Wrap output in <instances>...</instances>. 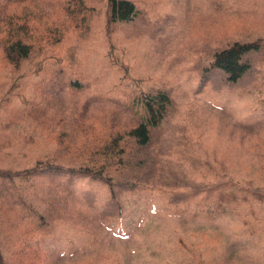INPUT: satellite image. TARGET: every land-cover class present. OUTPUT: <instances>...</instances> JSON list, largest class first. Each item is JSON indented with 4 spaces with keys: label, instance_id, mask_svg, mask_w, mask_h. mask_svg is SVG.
<instances>
[{
    "label": "rangeland",
    "instance_id": "rangeland-1",
    "mask_svg": "<svg viewBox=\"0 0 264 264\" xmlns=\"http://www.w3.org/2000/svg\"><path fill=\"white\" fill-rule=\"evenodd\" d=\"M130 1L135 18L111 24L107 0L0 1L4 262L264 264V0ZM11 17L31 29L16 65ZM255 42L237 80L214 64ZM149 91L170 104L139 146L125 134ZM70 164L94 178L41 173L21 190L23 172Z\"/></svg>",
    "mask_w": 264,
    "mask_h": 264
},
{
    "label": "trees",
    "instance_id": "trees-1",
    "mask_svg": "<svg viewBox=\"0 0 264 264\" xmlns=\"http://www.w3.org/2000/svg\"><path fill=\"white\" fill-rule=\"evenodd\" d=\"M1 1V0H0ZM4 3L11 2L12 4H21L27 3L30 0H2ZM74 12L75 10H71ZM86 16L81 13V10H77L76 14H70L69 17L73 24L77 26L81 21L85 22ZM136 16V8L132 1L130 0H107V21L109 24L116 23V22H127L133 20ZM12 18V17H11ZM16 22L15 25L9 29L10 32V39L8 40L7 46L4 49V53L6 55L7 60L12 64H18V61L26 59L30 54V45L23 40L22 36L28 37V32L31 31L28 23L27 17L23 18H12L8 23L12 24ZM18 26H17V25ZM71 26V24H70ZM62 34L58 29L57 38L58 41L61 40ZM40 40H45L44 34L40 36ZM260 45L255 43H233L227 49H223L216 54V58L214 64L221 68L227 69L233 76L230 78L231 80L235 81L240 78L245 71L249 68V63L243 62L242 58L244 54L250 50H255ZM140 104L143 106L145 111V119L138 123L135 127L130 129L125 135L131 137L136 140V143L139 146L146 145L150 142V129L155 128L158 126L163 119L166 108L170 104V99L166 93L162 91H157L155 93L146 92L142 95V99ZM74 149L76 146L73 144ZM86 147V146H85ZM87 148V147H86ZM116 147H112L111 151H115ZM77 151V149L75 150ZM99 152H103V154L109 152L110 150L107 149L105 146H101L98 149ZM92 155V154H91ZM112 157V155H111ZM75 158V157H74ZM102 160L106 163L108 160L106 156L102 158ZM74 159L70 160L73 163ZM74 164H70L71 167H55L51 172L44 171L43 167H34L29 169L26 172L22 173L23 183H21V190H28L30 187L33 186V183L30 181L34 176H38L41 173H49V174H58L63 173L69 177L75 176L78 180V177H93L95 174L86 171L84 169H79L78 167H73ZM98 176V175H97ZM94 178V177H93ZM7 179L5 175H0V181L4 182ZM60 184V183H57ZM17 191H20L17 184H16ZM23 208V216L26 217L27 214L25 213V208ZM52 236V232H43L41 233V237L46 239ZM22 246V245H21ZM0 264H6L4 259L0 253Z\"/></svg>",
    "mask_w": 264,
    "mask_h": 264
}]
</instances>
